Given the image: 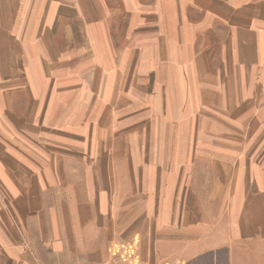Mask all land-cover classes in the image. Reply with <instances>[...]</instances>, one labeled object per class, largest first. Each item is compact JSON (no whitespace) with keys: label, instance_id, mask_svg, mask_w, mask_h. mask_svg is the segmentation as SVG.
<instances>
[{"label":"crops","instance_id":"obj_1","mask_svg":"<svg viewBox=\"0 0 264 264\" xmlns=\"http://www.w3.org/2000/svg\"><path fill=\"white\" fill-rule=\"evenodd\" d=\"M142 1L84 0V4L85 11L95 13V18L101 19V28H110L115 20V17L102 19L101 16L108 13V7H115L116 13H127L128 27H133L139 24L138 18L133 21V17L139 12ZM209 3L197 4L196 10L208 7L212 17L225 14L223 18H228L225 0H211ZM256 5L251 0H244L238 13L252 16L256 11L253 12L251 8L256 6L253 9H259V21L254 18L247 21L256 30L249 28L241 31L245 43L253 45L254 51L246 59L242 51V62L236 67L233 46L230 53L229 49L227 52L221 48V60L220 64H215L214 76L220 82L226 77V86L224 82L221 84L214 99L218 96V104L233 117L240 107L244 110L253 108L252 115L258 111L252 119L249 110L244 114L239 113L236 120L223 116L226 127L220 126L219 116L215 123H205L211 126L206 130L201 128V120L190 134L180 129L175 136L176 141L179 144L192 143L191 150L177 147L172 153L165 148L159 150L157 153L166 156L167 161L173 157L174 164H171L172 160L169 164L163 162L162 169H158V172L164 173L161 179L147 184L149 192L153 193L163 187L161 200L170 203L165 206L179 205L178 212L183 205H190L194 209L198 201L204 200L205 204L211 201L206 214L212 216L222 211L220 206L227 200L228 215L216 221L212 227H207L198 217L189 223L191 217L187 219V211L175 213L176 208L173 212L163 208L160 213L162 223L147 213V234L144 231L141 235L137 234V250L148 260L143 264H192L205 255H212V264H221L222 252L226 254V264H264L261 257L255 256L253 259L254 256L249 255L264 250V0H259ZM154 7L157 9L159 27L171 28L170 19L175 14L179 19H187L185 13L188 5H183L181 0H161L154 3ZM54 11L53 3L47 5L42 0H0V141L4 143L0 173L5 181L3 192L8 194L10 211L20 227L19 230L15 228L10 215L0 205V264H62L56 252L70 254V219L76 223L72 220L76 216L75 210L70 212V206H75L74 203L70 205V160L56 151L54 145L58 143V138L62 142H80L79 133L87 140V145L92 144V135L97 133L93 126L97 122L105 127L103 117L118 120L124 115L121 108L125 103L120 101L114 88L116 84L117 89L119 87L121 73L112 79L113 90L106 96L102 93L99 82L101 74L97 70L87 83H73L70 77L61 76L68 73L64 67V57H53L47 47L54 44L53 35L57 38L52 31L59 27L58 21L54 25ZM147 22L150 20L147 19ZM200 23L194 24L193 28L202 27L204 20ZM70 27H65L69 32L66 35L68 41ZM224 33H230L229 29ZM190 54L195 68H188V78H183V85L178 89L167 82L164 75L159 80H156V75L143 80L136 76V87L144 92L142 102L145 108L132 100L131 121L140 117L167 121L174 106L171 105L173 98L170 95L174 87L181 92V98L191 96L198 100L202 96V102L204 97L211 99L204 90L200 89L199 94L197 87L201 77L198 63L199 60L201 64L204 61L202 57L195 59L193 50L189 48L184 60L187 64ZM226 55L232 58L230 62H226ZM94 75L98 78H94ZM129 75L124 73L121 76L124 78L123 90L128 92ZM232 81L235 91L233 87L231 94L232 85L229 84ZM142 83L146 87L140 86ZM238 88L241 90L240 99V95L235 96ZM138 93L139 90L136 91ZM225 94L229 96L228 102H223ZM102 101L110 102L109 112L105 116ZM60 103L65 107L63 110ZM199 108L200 105L194 107V111ZM95 120L97 122L91 126ZM65 122L69 127L59 133L58 129ZM236 127L242 129L243 138L237 137ZM106 136L107 130H100L98 137ZM197 142H200L198 147ZM206 145L211 150L203 147ZM182 157L186 167L175 170L178 159ZM200 158L206 160L200 161L206 165H195ZM146 172L154 173V169L148 165ZM172 173H179V183L184 181L179 186L177 196L173 189L176 185L171 182ZM95 204L101 206L102 203ZM98 210L101 211L100 208ZM98 216V220H102V214ZM53 236L62 237L64 241H54L51 239ZM257 239L259 246L244 244ZM41 242H50L54 250L41 247Z\"/></svg>","mask_w":264,"mask_h":264},{"label":"rangeland","instance_id":"obj_2","mask_svg":"<svg viewBox=\"0 0 264 264\" xmlns=\"http://www.w3.org/2000/svg\"><path fill=\"white\" fill-rule=\"evenodd\" d=\"M42 1L47 5L53 3L55 11L58 9L56 13L54 11L53 18L54 25L58 21L59 27L58 29H52L57 38L53 35L54 44L47 45V47L53 57L57 55L58 58L64 57V67L67 68L68 73L65 72L61 76L70 77L73 83L81 84L87 83L94 73L96 75L97 70L101 74L99 82L103 88L102 93L106 96L111 94V89L113 90L112 79L121 73L119 87L117 89L116 84L114 88L120 101L125 103V106L121 108V113L124 115L118 120L110 119L108 116L103 117L102 121L106 125L105 127L102 123L98 125L96 120L91 121V126L97 122L93 126L97 133L95 136L92 135V138H94L92 144L87 145V140L85 141L82 133H79L80 142H62L63 140L58 138V143L54 145L56 151L58 150L62 155L68 157L66 159L70 160V205L71 203L75 204V206H70V212L75 210L74 214L76 216L72 218L76 223H73L70 219V254L56 252L57 257L62 259V264L147 263L148 260L145 255L137 250L139 241L137 234L141 235L143 231L147 234V213L150 216L153 215L152 218H157L162 223L160 213H162L163 208L171 209L169 212H173L176 208L175 213L187 211V219L191 217L189 223L194 222V217H198L207 227H212L216 221L228 215L227 200H224L225 203L220 206L222 211H218L217 214L212 216L206 214L211 201L205 204L204 200L198 201L194 209L190 205H183L178 212L179 205H164L170 203L161 200L164 192L163 187L156 189L153 193V191L149 192L147 184L161 179L164 173L158 172V169H162L163 162L169 164L172 160L171 164H174L173 157L170 161H167L166 156L157 153L159 150L165 148L170 153L177 148L191 150L192 143L179 144L176 141L175 136L180 129L185 134H190L194 132L198 123L203 122L201 128L206 130L207 127L211 126L205 123H215L216 118L219 116L221 119L220 126L226 127V119L223 116L232 117L236 120L239 118V113L244 114L249 110L240 107L236 110L235 117L224 112L225 108L223 109L218 104V96L215 99L214 96L223 82V85L226 86V77L220 82L214 74L215 64H220L222 47L227 52L229 49L230 53L233 46L236 67L242 62L240 57L242 51H244L245 59L253 53V45L245 43V37L244 35L241 36V31L249 28V30H256L251 28L247 21L249 18L259 21V9H253L257 6L259 0H251V3L256 5L251 8L253 12L256 11L252 16H246L245 13L238 14L244 0H225L228 8L225 11L228 13V18H223L225 14L212 17L213 15L209 13L210 9L208 7H204L200 11L196 10V6L198 7L203 3L210 4L211 0H194V2L192 0H181L183 5L185 3L188 5V10L185 13L187 19L182 20L177 17V14L172 15L170 19L171 28L159 27L158 13L154 3L157 4L161 0H148V2L143 0L140 2L139 12L133 17V21L138 18L139 24L133 25V27H128L130 24L126 22L127 13L122 12L120 14L118 11L116 13L114 11L115 7H108V13H101H105L101 17L103 20L107 17H115L110 28L99 27L101 19L95 18V13L85 11L84 0ZM174 5L177 6V3L174 2ZM147 19L150 22H147ZM202 20H204L203 26L194 29V24L199 25ZM0 23H2L1 19ZM119 23L120 26H118ZM69 25H71L70 41L66 38L69 32L65 28ZM91 25L92 28H90ZM227 29L230 33L225 34L224 32ZM189 48L193 50L195 59L202 57L204 61L201 64L199 60L198 63L201 77L197 82V87L198 92L200 89L204 90L205 95L208 93L211 99L204 97L203 102L202 96L198 100H194L191 96L181 98L182 94L177 90L182 87L183 78H188V68H195L191 61V54L189 63L184 62ZM11 51L14 52L13 48H11ZM113 57H115V60ZM231 60L232 58L226 55V62ZM124 73L130 74L128 79L130 92L123 90L124 78L121 76H124ZM95 75L94 78H98ZM155 75L156 80L161 79L164 75V79L177 88L174 87L170 94L173 98L171 105L174 106L168 120L158 122L157 119L140 117L131 121L132 100L134 103L143 104L142 99L144 97V92L136 87V76L143 80L147 76L153 77ZM253 83H256V78H254ZM229 85H232L230 88L232 94L233 87L235 91V85L233 81ZM140 86L146 87L145 83ZM151 88L156 90L153 86ZM137 90L140 91L138 95L136 94ZM239 91H241L239 88L236 89L235 96L237 98L240 95V99L241 94H239ZM228 101L229 96L225 94V101L223 102ZM101 104L104 105L103 112L105 116L109 112L110 102L102 101ZM62 105L60 103V108L63 110L65 107ZM199 105L200 108L195 112L194 107H199ZM257 111L258 109L253 115V108L248 111L252 115L250 119L254 117ZM162 112H165V108ZM166 112H168V109ZM125 113L127 116H125ZM198 117L201 119H198ZM198 120H201V122ZM68 127L67 122H65L58 129V132L65 131ZM236 129H238L237 137L243 138L242 129L237 127ZM100 130H107L106 138L98 137ZM171 135L174 137H171ZM204 143L206 144L207 141H204ZM2 145L4 143L0 141V161L3 159L1 157ZM198 146H200V142H197L196 147ZM203 147L211 150L207 145ZM183 159L184 157L178 159L175 170H184L186 164ZM200 161L206 160L204 158L197 159L195 165L199 167L206 165L205 162L201 163ZM148 165L154 169V173L148 174L146 172ZM170 176H172L171 182L176 185V188L173 189L177 196L179 186L184 181L179 183V173H172ZM173 176H175L174 180ZM189 180L192 179L189 177ZM4 182L0 173V205L10 215L15 228L19 230L20 227L8 205V194L3 192V188L6 186ZM95 203L102 204L100 206ZM99 208L101 211L98 210ZM99 214H102V220L100 221L98 220ZM53 237L51 239L54 241H64L62 237ZM141 239H143L142 236ZM258 241L259 239L244 244L259 246ZM238 243L241 244V242ZM40 246L46 247L48 251L54 250V246L50 242H41ZM249 255L254 256L253 259H255V256H259L264 260V250H257V252ZM220 256L222 257L220 258L221 264H226V254L222 252ZM212 263V255L202 256L192 262V264Z\"/></svg>","mask_w":264,"mask_h":264}]
</instances>
